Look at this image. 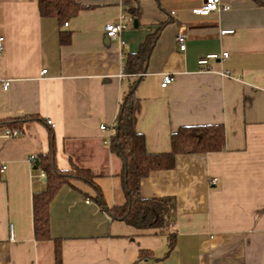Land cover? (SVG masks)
<instances>
[{
  "label": "crops",
  "instance_id": "0c3cea01",
  "mask_svg": "<svg viewBox=\"0 0 264 264\" xmlns=\"http://www.w3.org/2000/svg\"><path fill=\"white\" fill-rule=\"evenodd\" d=\"M222 1L230 8L200 15L204 0H78L84 8L65 25L41 16L37 0H0V118L35 116L19 136L0 132V264H56L57 240L62 264H264V6ZM120 22L127 27L110 38L106 25ZM156 32L135 90L134 127L147 150L170 151L183 126L221 124L226 135L224 150L178 155L141 182L144 198H175L174 247L165 234L114 219L81 180L55 196L51 239L37 240L33 196L47 179L30 156L47 152L52 134L61 169L93 170L106 203L125 202L110 142L136 79L125 71L128 54ZM223 52L211 68L198 63Z\"/></svg>",
  "mask_w": 264,
  "mask_h": 264
},
{
  "label": "trees",
  "instance_id": "16d2710c",
  "mask_svg": "<svg viewBox=\"0 0 264 264\" xmlns=\"http://www.w3.org/2000/svg\"><path fill=\"white\" fill-rule=\"evenodd\" d=\"M43 17H55L61 24L79 13L84 6L78 0H37ZM264 6V0H254ZM137 14L136 8H131ZM158 32L149 34L136 53L128 54L125 71L136 79L121 102L120 111L114 124L115 132L111 137L110 149L121 160L119 172L125 193V202L109 206L96 181V174L89 168L76 167L74 170L61 169L57 164L54 135H51L49 150L41 153L35 161V167L46 175V189L33 196L34 232L37 240L51 239L50 205L55 196L66 184L81 180L93 186L95 202L114 219H120L139 230L152 229L156 233L167 235L169 248L175 245V234L170 232L177 214L176 200L173 196L144 198L141 195V182L152 171L171 169L178 155L203 154L225 149V128L221 124L183 126L172 134L171 150L151 153L146 147L143 133L134 127L135 90L142 77L147 73L148 62L155 47ZM61 41H70V34L63 32ZM35 118H0V132L6 129L24 131L25 125ZM1 173V167H0ZM56 264H62L61 246L57 240L55 246Z\"/></svg>",
  "mask_w": 264,
  "mask_h": 264
},
{
  "label": "built area",
  "instance_id": "2783aa9c",
  "mask_svg": "<svg viewBox=\"0 0 264 264\" xmlns=\"http://www.w3.org/2000/svg\"><path fill=\"white\" fill-rule=\"evenodd\" d=\"M230 6L228 5H224L222 0H204L203 4L196 8L194 10L195 13L200 14V15H208L211 12L214 11H220V10H224V9H229ZM65 25H68V23L66 22ZM127 27V24L124 22H120V23H108L105 27L106 29V33L107 35L112 38V39H118L119 37V33L125 29ZM234 30H222L221 33L222 34H229V33H233ZM186 40L187 37L185 35V33L183 32H179L177 35V41L179 44V47L181 50H186ZM5 42V37L3 35H0V52L3 50V45ZM228 52H223L221 55H219L218 53H210L207 54L205 56H202L199 60L198 63L202 68H211V61L212 60H216L219 59L221 57H228ZM47 70H43V73H46ZM173 81V77L170 74H167L164 77L162 86H167L169 83H171ZM9 86V82H5L3 84L4 89H7ZM49 124H52L51 120H48ZM102 129H105L106 126L102 125L101 126ZM21 134V131L18 129H6L3 130L2 135L7 136V137H15V136H19ZM30 160L35 162L36 160V156L35 155H31L30 156ZM6 168V166H2L1 171H4ZM217 180V178H213V183H215Z\"/></svg>",
  "mask_w": 264,
  "mask_h": 264
},
{
  "label": "water",
  "instance_id": "95a60500",
  "mask_svg": "<svg viewBox=\"0 0 264 264\" xmlns=\"http://www.w3.org/2000/svg\"><path fill=\"white\" fill-rule=\"evenodd\" d=\"M135 24H137V21H135Z\"/></svg>",
  "mask_w": 264,
  "mask_h": 264
}]
</instances>
